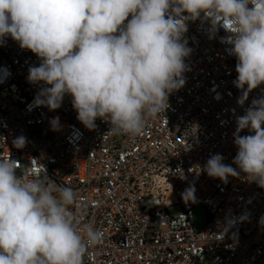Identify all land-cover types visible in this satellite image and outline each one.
<instances>
[{"label": "built area", "instance_id": "1", "mask_svg": "<svg viewBox=\"0 0 264 264\" xmlns=\"http://www.w3.org/2000/svg\"><path fill=\"white\" fill-rule=\"evenodd\" d=\"M187 24L185 84L135 137L113 134L101 118L89 130L77 119L70 94L55 110L36 107L34 98L50 85L27 77L41 58L10 35L0 38V160H16L18 175L46 169L48 178L77 193L70 207L81 236L86 226L104 233L83 264H264V187L233 163L236 118L264 97V84L238 103L237 58L229 52L233 45L221 41L231 33L220 28L210 38L208 22ZM20 136L26 137L23 148L13 144ZM217 153L238 176L227 182L208 176L205 165ZM190 186L195 200L185 201ZM197 206L207 212L202 229L193 219ZM175 207L177 215L170 213Z\"/></svg>", "mask_w": 264, "mask_h": 264}, {"label": "clouds", "instance_id": "2", "mask_svg": "<svg viewBox=\"0 0 264 264\" xmlns=\"http://www.w3.org/2000/svg\"><path fill=\"white\" fill-rule=\"evenodd\" d=\"M197 19L208 22L210 38L220 28L231 33L221 41L233 45V83L243 90V104L264 84V0H0V38L10 35L41 58L27 79L50 85L33 104L55 110L70 94L86 128L101 118L113 134L132 137L143 134L147 119L164 112L169 95L184 86L191 48L183 36L187 22ZM58 119L51 121L53 130ZM236 123L233 163L264 187V97L254 99ZM245 129L254 134L239 135ZM13 144L23 148L26 137ZM223 160L212 155L205 171L227 182L239 173ZM18 166L14 159L0 160V264H83L104 233L86 226L81 236L70 207L77 193L48 178L46 169L18 175ZM194 193L190 186L182 198L194 201Z\"/></svg>", "mask_w": 264, "mask_h": 264}, {"label": "rangeland", "instance_id": "3", "mask_svg": "<svg viewBox=\"0 0 264 264\" xmlns=\"http://www.w3.org/2000/svg\"><path fill=\"white\" fill-rule=\"evenodd\" d=\"M179 211L180 210L178 207L170 209V213L173 215H177L179 213ZM193 219H194L195 226L198 229H202L207 223V212H206L205 208L202 206L195 207L193 209ZM205 264H207V263H205Z\"/></svg>", "mask_w": 264, "mask_h": 264}]
</instances>
